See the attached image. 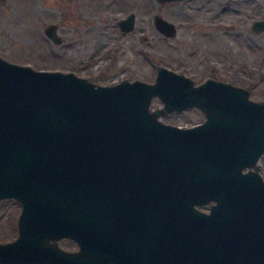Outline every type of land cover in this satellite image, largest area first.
I'll return each instance as SVG.
<instances>
[{
    "label": "water",
    "instance_id": "water-1",
    "mask_svg": "<svg viewBox=\"0 0 264 264\" xmlns=\"http://www.w3.org/2000/svg\"><path fill=\"white\" fill-rule=\"evenodd\" d=\"M134 23L131 12L118 27ZM153 24L176 34L159 14ZM252 29L263 31L264 19ZM44 33L62 42L55 24ZM154 98L162 105L151 108ZM191 108L202 123L161 121ZM263 154L264 101L241 86L211 78L194 86L161 65L152 82L103 85L0 56V201L20 205L0 264H110L121 245L145 247L146 264H264ZM122 190L138 209L142 201L133 236L117 222ZM62 239L80 250L63 249Z\"/></svg>",
    "mask_w": 264,
    "mask_h": 264
},
{
    "label": "rangeland",
    "instance_id": "rangeland-1",
    "mask_svg": "<svg viewBox=\"0 0 264 264\" xmlns=\"http://www.w3.org/2000/svg\"><path fill=\"white\" fill-rule=\"evenodd\" d=\"M135 14L134 28L123 32L118 21ZM159 14L175 24L174 37L153 24ZM264 0H4L0 1V56L39 70L74 72L97 84L128 78L152 81L163 65L197 81L213 77L241 86L264 101ZM57 26L53 43L44 33ZM154 98L151 108L161 106ZM163 121L191 126L203 119L196 109L171 112ZM264 179V155L259 159ZM207 210V206L202 207ZM20 205L0 201V242L17 235ZM62 248L73 246L68 239Z\"/></svg>",
    "mask_w": 264,
    "mask_h": 264
},
{
    "label": "flooded vegetation",
    "instance_id": "flooded-vegetation-1",
    "mask_svg": "<svg viewBox=\"0 0 264 264\" xmlns=\"http://www.w3.org/2000/svg\"><path fill=\"white\" fill-rule=\"evenodd\" d=\"M176 30H177V28H176ZM158 66H160V65H158ZM161 66H163V65H161ZM157 67H156V71H157ZM170 70H172L178 74H183L184 76L188 77L189 79L192 80V83L194 86H198L199 84L203 83L204 81H206L207 79H210V78L216 79L213 77H207L205 79H202V80L196 82V80L193 79V77H190V76H188L184 73H181V72H177L173 69H170ZM155 75H156V73H155ZM154 78H155V76H154ZM154 78H153V80H154ZM216 80H219V79H216ZM152 81H148V82H152ZM220 81H222V80H220ZM203 120H204V118L200 122H198L194 125L202 123ZM161 121H163L162 117H161ZM163 122H165V121H163ZM165 123H167V122H165ZM168 124H171V123H168ZM172 125H175V124H172ZM194 125H191V126H194ZM177 126H180V125H177ZM181 127H186V126H181ZM187 127H190V126H187ZM258 164H259V162H258ZM244 171H246V169H244ZM115 202L117 205L116 217H117V222H118L119 227L121 228V230L123 231V233L125 235H132L133 236L134 234H136V229H137L138 224H140V228L142 227V219H143L142 201L140 202V206L138 209L135 198L133 200H131L128 193L125 190H122L117 195ZM201 209L203 210L202 207H201ZM207 210H208V205H207ZM68 240L74 242V245L68 246V247L63 248V249H65L67 251H78V250H80L79 245L74 240H72V239H68ZM146 250L147 249L145 247L139 248V247L121 245V246L115 248L116 253L112 255V259L109 260V263L110 264H146L147 263Z\"/></svg>",
    "mask_w": 264,
    "mask_h": 264
}]
</instances>
